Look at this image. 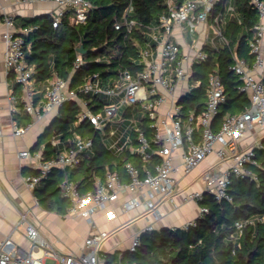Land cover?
<instances>
[{"label":"built area","instance_id":"1","mask_svg":"<svg viewBox=\"0 0 264 264\" xmlns=\"http://www.w3.org/2000/svg\"><path fill=\"white\" fill-rule=\"evenodd\" d=\"M14 3L34 5L53 3L55 5L53 26L57 27L63 12L68 8L76 9L74 21L80 22L86 18L91 7L87 0H0ZM218 0H182L176 4L169 2L166 13L159 18V25L149 35L151 44L142 52L143 69L136 75L124 71L118 80L104 85L95 74L79 89L70 87V79L55 78L46 87L47 100L37 105L35 103V85L33 67L29 65L23 50V39L18 35L15 18L5 14L0 20L4 27L3 40L6 50L3 65L7 75L12 74L20 87L19 94L13 91L9 95L10 110L13 114H28L33 120L41 121L54 118L59 109L67 102H76L80 107L78 122H88L94 129L108 133L107 142L110 149L122 152L130 146L131 132L137 130L139 117H148L156 129L155 140L160 144L156 151L160 161L152 169L146 168L141 175L140 170L131 162L125 164L126 179L117 172H107L103 178H97L92 190L82 192L78 185L65 177L61 190L63 197L69 203L68 213L85 219L91 233L85 240L80 254L60 253L52 244L41 236L36 225L28 220L27 214H21L18 225L25 228L30 241L28 250L19 246L12 236L0 241V264H47L53 260L55 264H105L102 250L111 233L98 228L95 216L105 212L108 219L116 217L111 205L123 194H133L123 202L125 212L145 206L154 222L164 218L160 210L163 203L177 206V179L175 175L181 170L184 176L199 168L208 158L214 157L224 167L218 170H206L201 174L203 190L186 192L185 201L195 202L199 206V216L208 212V208L200 205L205 194L212 195L217 200H230L228 188L233 176L256 180L253 170L258 166L256 150L263 147L261 138L240 149L244 138L257 131H264V3L252 0L259 10L260 23L256 26L255 38L250 42L251 53L255 55L253 66L240 60L233 66V71L241 80V92L248 95L250 107L243 113L227 118L219 131H214L212 123L220 106L225 102L224 84L217 73L209 77V90L206 108L195 120L191 116L183 121L181 117L180 99L195 90L200 82L192 81L194 64L207 59L204 47L215 45L217 40H224L220 28L221 13H216ZM126 9L123 19L127 26H132ZM235 11L232 4L227 5V12ZM120 28V24L116 25ZM24 33L28 29L21 30ZM80 54V53H79ZM81 64L77 57L75 68ZM82 95L107 97L103 107L95 112L90 108L89 101ZM32 124L26 126L17 122L12 124V136L21 138L26 135ZM201 127L199 140L196 127ZM4 133L0 127V143ZM107 141V140H106ZM141 145L133 148L144 159H150L153 151L143 135ZM92 139L77 137L75 148L64 150L57 158L44 159L43 151L32 153L21 150V159H33L36 162L37 174L26 176L25 182L30 190L43 183L55 170L65 171L74 168L80 162L82 151L90 149ZM150 149L151 152H147ZM177 159L180 163L177 164ZM260 223L264 226V216L256 215L236 222L235 228L241 234L248 225ZM197 225L195 219L181 227L172 226L169 229L188 230ZM154 224L150 223L144 232L152 231ZM140 245V236H135L126 250H121L117 264H126L122 259L126 252H135ZM43 252L42 257L35 253Z\"/></svg>","mask_w":264,"mask_h":264},{"label":"trees","instance_id":"2","mask_svg":"<svg viewBox=\"0 0 264 264\" xmlns=\"http://www.w3.org/2000/svg\"><path fill=\"white\" fill-rule=\"evenodd\" d=\"M91 7L83 21L76 22V9L63 12L57 27L53 26V15L42 14L35 17L15 18L18 35L23 39V50L27 61L33 67L35 103L47 100L46 87L55 79H70V87L78 89L97 74L102 84L118 80L124 71L136 75L143 69L142 52L151 44L150 34L159 25V18L166 13L170 0H87ZM180 4L182 0H173ZM264 3V0H260ZM232 4L235 11L227 12ZM127 14L132 26L123 19ZM216 13H221L220 28L224 40L204 47L207 59L194 64L192 81L200 85L183 96L181 117L185 122L193 113L195 120L203 113L207 104L209 77L217 73L225 90V102L214 117L212 128L219 131L223 122L245 112L250 107L248 95L241 92V80L233 71L237 61L253 66L255 55L251 53L250 42L254 40L256 26L260 23L259 10L252 0H218ZM120 24L117 29L116 25ZM28 29L27 33L21 30ZM83 46L85 52L77 50ZM81 64L75 68L77 57ZM13 77L12 74L9 75ZM13 91L19 94L20 87L15 82ZM89 101L90 108L99 111L105 101L94 95H82ZM80 107L76 102L65 103L45 127L32 148L39 151L42 146L43 158H57L64 150L75 148L76 138L92 139L90 149L80 154V162L65 171L55 170L34 190L38 205L49 212L61 216L68 215L69 201L62 196L60 183L65 177L75 182L79 190H92L97 178L107 172H117L126 179L125 164L131 162L141 172L152 169L160 161L156 151V129L148 117H139L137 130L131 132L132 142L122 152H115L107 144L108 133L94 129L87 121L78 122ZM19 125L26 126L32 121L28 114L14 117ZM141 135L153 151L150 159H144L133 151L141 145ZM201 127H196L199 140ZM58 141L57 144H53ZM263 147L256 150L258 166L253 168L257 179H243L235 176L228 188L230 200H217L205 194L200 205L208 208L203 216H198L197 225L188 230L172 231L164 228L143 232L140 245L135 252H126V264H264V226L260 223L248 225L239 234L236 222L256 215L264 216V139ZM24 176L37 174L36 169L24 167ZM121 251L103 253L105 264H117Z\"/></svg>","mask_w":264,"mask_h":264},{"label":"crops","instance_id":"3","mask_svg":"<svg viewBox=\"0 0 264 264\" xmlns=\"http://www.w3.org/2000/svg\"><path fill=\"white\" fill-rule=\"evenodd\" d=\"M54 10L55 5L53 3L26 5L13 1H1L0 20L5 14H11L14 18H30L54 13ZM3 33L4 27L0 24V127L4 133L0 143V241L11 235L19 246L25 250L29 249L30 241L25 228L18 225L21 214H27L29 222L36 225L41 236L50 243L56 240L57 235L62 237L72 233L77 234L75 222H79L85 225V236L80 242V252L68 253L80 254L85 240L91 233V228L88 226L89 224H86V220L69 213L66 216H61L42 209L37 203L33 190H30L25 182L26 176H24L22 169L24 167L35 169L36 162L33 159H21L18 153L21 150H30L32 153L43 151L44 146L36 152H33L32 148L53 118L49 117L45 120L36 121L30 117L32 121L28 124H32V126L26 135L21 138L12 136V124L16 122L14 117L20 115V112L13 114L10 110L8 97L13 91L15 80L5 73L3 58L6 44L3 40ZM257 138L263 140L264 133L257 131L251 136H247L243 139L240 149L249 147ZM57 143L58 141L53 142V144ZM179 163L180 160L177 159V164ZM222 167L224 165L218 163L212 156L187 176H184L180 170L175 175L177 179V206L173 207L168 203H163L160 210L164 214V218L159 222H154L144 205L136 210L125 212L122 208L123 202L133 194L121 195L119 200L111 205V209L116 214L114 219H108L105 212H99L95 216L98 228L111 233L110 238L106 241L110 249L104 252L114 253L123 250L122 247L126 250L133 238L137 235L141 236L150 223L154 224L155 230H161L169 229L172 226L181 227L186 222L196 219L199 216V206L192 201L186 202L185 194L190 190H203L204 184L201 180V174L204 171L218 170Z\"/></svg>","mask_w":264,"mask_h":264},{"label":"rangeland","instance_id":"4","mask_svg":"<svg viewBox=\"0 0 264 264\" xmlns=\"http://www.w3.org/2000/svg\"><path fill=\"white\" fill-rule=\"evenodd\" d=\"M102 99L104 101H107L106 96H102ZM107 142H109V139H107ZM85 222L88 225V222L87 221ZM75 226H76L77 234L72 233L70 235H64L62 237L57 235L56 240L54 242H51L52 246L54 247L56 251L60 253H68V252L79 253L80 252V242L82 241V239H84V236H85V232H84L85 225H82L79 222H75ZM109 249L110 248L107 242H105V244L102 247V250L109 251ZM122 249L125 250L124 247H122ZM34 255L35 257H42L43 252H38V253H35ZM47 264H55V262L53 260H48Z\"/></svg>","mask_w":264,"mask_h":264},{"label":"water","instance_id":"5","mask_svg":"<svg viewBox=\"0 0 264 264\" xmlns=\"http://www.w3.org/2000/svg\"><path fill=\"white\" fill-rule=\"evenodd\" d=\"M77 52L80 53V54H83V53L85 52L84 47L81 46V47L77 50ZM104 129H105V126H103V128H101V131H103ZM147 152L150 153L151 150H150V149H147Z\"/></svg>","mask_w":264,"mask_h":264}]
</instances>
